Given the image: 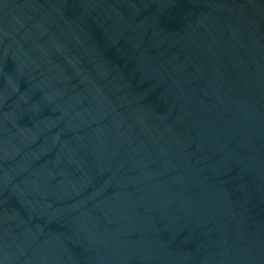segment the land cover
<instances>
[{
  "label": "water",
  "instance_id": "1",
  "mask_svg": "<svg viewBox=\"0 0 264 264\" xmlns=\"http://www.w3.org/2000/svg\"><path fill=\"white\" fill-rule=\"evenodd\" d=\"M0 264H264V0H0Z\"/></svg>",
  "mask_w": 264,
  "mask_h": 264
}]
</instances>
